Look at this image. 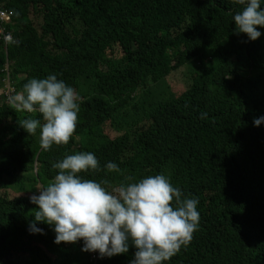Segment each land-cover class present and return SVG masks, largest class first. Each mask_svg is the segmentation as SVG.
Instances as JSON below:
<instances>
[{
    "label": "trees",
    "instance_id": "1",
    "mask_svg": "<svg viewBox=\"0 0 264 264\" xmlns=\"http://www.w3.org/2000/svg\"><path fill=\"white\" fill-rule=\"evenodd\" d=\"M0 7L14 13L13 40L7 47L0 40V87L8 80L18 92L30 78L56 74L81 97L69 142L47 151L38 131L17 123L39 114L0 100V264L86 258L76 243L54 244L46 224H37L43 235L27 231L36 210L29 196L53 179L52 163L81 151L100 165L84 178L116 185L164 174L199 201L192 239L166 264H264V124H252L264 115V28L255 41L234 34L235 0H0ZM190 65L186 91L146 113L148 83ZM108 161L120 171L107 172ZM134 251L98 264H128Z\"/></svg>",
    "mask_w": 264,
    "mask_h": 264
},
{
    "label": "clouds",
    "instance_id": "2",
    "mask_svg": "<svg viewBox=\"0 0 264 264\" xmlns=\"http://www.w3.org/2000/svg\"><path fill=\"white\" fill-rule=\"evenodd\" d=\"M238 10L231 13L233 33L247 41L261 36L264 28V0H235ZM14 19V17H13ZM13 20L10 24L12 25ZM6 25L5 34L13 40ZM9 63L5 64V70ZM9 83L5 94L18 112L37 113L18 120L27 134L38 131L39 147L47 151L53 145L69 142L76 128L81 97L56 74L30 78L18 92ZM206 115V114H202ZM253 126L264 124V115L253 119ZM53 179L29 196L36 206L29 234L43 235L37 224L48 225L54 244L76 243L81 252L96 253L98 259L125 255L135 249L128 264H166L192 239L199 223V201L184 195L164 174L146 175L138 180L112 185L106 180L84 178L82 173L100 168L93 153L81 151L52 163ZM107 172H119L115 162L104 164ZM99 260V261H100ZM99 263V262H98ZM97 263V264H98Z\"/></svg>",
    "mask_w": 264,
    "mask_h": 264
},
{
    "label": "rangeland",
    "instance_id": "3",
    "mask_svg": "<svg viewBox=\"0 0 264 264\" xmlns=\"http://www.w3.org/2000/svg\"><path fill=\"white\" fill-rule=\"evenodd\" d=\"M194 67L193 65H190L187 66V68L180 70L179 72L173 73L168 80L162 82L161 84L154 85L152 84V82H149L148 93L144 95V100H146V102L144 103L146 109H144V111L146 113H150L166 101L173 99L174 97L181 96L187 89V78L189 73L194 71ZM89 86L93 88L94 83H91ZM7 93L11 94V90H9L8 80L5 82L4 88L3 86L2 88L0 87V100L5 99V94L7 95ZM140 100L141 99H137L136 102H139ZM75 261L76 263L83 264V262L86 261V258L84 255H80L77 256V259Z\"/></svg>",
    "mask_w": 264,
    "mask_h": 264
},
{
    "label": "built area",
    "instance_id": "4",
    "mask_svg": "<svg viewBox=\"0 0 264 264\" xmlns=\"http://www.w3.org/2000/svg\"><path fill=\"white\" fill-rule=\"evenodd\" d=\"M14 13L5 11L0 7V38H3L5 44L10 40V37L5 34L6 25L10 24L13 20ZM100 259L97 258L96 253H89L88 263L97 264Z\"/></svg>",
    "mask_w": 264,
    "mask_h": 264
}]
</instances>
